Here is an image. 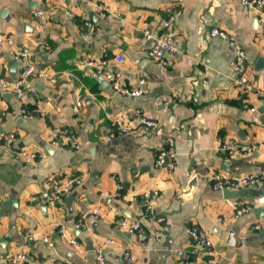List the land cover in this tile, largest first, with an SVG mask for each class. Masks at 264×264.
I'll list each match as a JSON object with an SVG mask.
<instances>
[{"label": "crops", "instance_id": "crops-1", "mask_svg": "<svg viewBox=\"0 0 264 264\" xmlns=\"http://www.w3.org/2000/svg\"><path fill=\"white\" fill-rule=\"evenodd\" d=\"M95 1L109 10L101 15L77 0H0V33H12L19 48L30 47V60L50 73L30 79L45 99L44 117L32 95L19 99L0 88V254L23 251V264H95L94 251L101 247L121 263L128 246L137 260L127 264H264V203L234 215L238 202L255 203L264 196V178L237 190L211 187L217 173L264 175V99L249 93L250 109L234 83L233 45L209 33L212 27L224 29L244 49L247 75L256 85L258 63L264 64V23L258 13L243 0ZM172 2L182 11L175 21L178 52L160 65L148 56L152 41L143 29L162 21ZM36 8L50 11L44 29L32 17ZM67 8L74 20L65 15ZM82 20L96 27L87 40ZM42 38L46 49L39 46ZM85 55L107 58L105 69L120 72L139 94L113 89L104 72L81 63ZM22 64L0 46V79L17 80ZM175 87L181 88L182 100L165 110ZM142 114L157 119V127L138 124ZM115 116L134 129L117 133L111 123ZM55 127L70 129L79 146L50 147ZM225 137L255 143L256 149L228 155L220 151ZM168 139L174 169L154 165ZM21 148L44 153L25 159L15 153ZM73 176L80 181L70 193L54 203L44 200L47 180L60 183ZM147 203L154 220L145 215ZM120 216L139 221L144 234L116 229L114 219ZM60 225L79 247L59 236ZM189 226L208 230L213 254L190 237ZM28 230L46 233L53 245L27 242Z\"/></svg>", "mask_w": 264, "mask_h": 264}, {"label": "built area", "instance_id": "built-area-1", "mask_svg": "<svg viewBox=\"0 0 264 264\" xmlns=\"http://www.w3.org/2000/svg\"><path fill=\"white\" fill-rule=\"evenodd\" d=\"M69 1V0H62ZM77 1H86L91 6L96 7L100 14L103 15L105 11L109 10L108 5L96 3L95 0H77ZM246 4V7L250 10H254L258 13V18L261 22L264 23V17L262 16L264 9V0H243ZM166 16L162 21H158L153 25V29H143V34L147 39L152 41L151 47L148 51L149 58L160 64L168 65L169 60L167 55L176 54L178 52V46L176 37L178 31L175 28V21L182 13L181 6L178 2H172L166 5L163 9ZM65 15L70 19L74 20L75 15L67 8L64 10ZM32 17L38 21L40 28L44 29L47 27L50 18V11L47 8H36L32 12ZM80 27L85 29L83 33V39L87 40L88 37L96 29L95 25L89 20H82L80 22ZM211 36H218L222 39L227 40L231 45H233L235 51V58L233 63V72H234V83L239 88V91L245 95L246 104H250V109H253L251 101L248 99L249 93H254L257 98L264 99V68L259 70V80L258 84L254 85L248 78L247 75V63L245 58L244 49L235 42L229 33L221 28L212 27L210 29ZM0 46L4 47L5 50L16 60L23 62L20 69V75L17 80H6L0 79V88L11 89L13 94L19 98L23 99L27 94L32 95L35 98V103L39 105V112L41 117H44L45 114L41 109L45 99L41 97L35 87L30 83V79L33 77L36 78H48L50 73L48 70L40 68L38 64L30 60L31 48L23 46L21 48L17 47L15 44V38L12 33H0ZM39 46L43 49L48 48V44L45 39L39 41ZM117 62H121L123 57L121 55L115 56ZM81 63L90 67H93L97 72H104L106 79L108 80L111 87L121 93L137 95L139 90H130L127 85L123 82V75L120 72L108 71L105 69L107 58H93L89 55H85ZM182 100L181 88L175 87L168 98L165 100V110L171 103H177ZM78 104H80L78 102ZM248 106V105H246ZM111 123L115 126L117 133L119 134H128L134 127L129 123H125L120 117L115 116L111 118ZM138 124L142 125L147 130L155 129L158 125V120L147 115L142 114L139 117ZM50 140L49 146L52 148L59 146H69L71 148H77L79 143L74 136V133L66 127H55L50 129ZM3 138H7L8 134L1 135ZM256 149L255 143L244 144L241 143L236 138L225 137L220 145V151L228 155H233L236 153H247ZM43 152V151H42ZM42 152H38L35 149L21 148L15 151L16 155L25 159H35L37 156L43 155ZM174 148L172 139H168L164 148L160 149L154 158L155 166L166 165L168 169L175 168V161L173 160ZM171 159V160H170ZM264 178V175H257L254 173H243L237 176H226L221 173L214 174L211 180V187L213 189H242L249 186H257L260 183V180ZM80 177L73 176L67 179L64 182L57 183L54 180H47L45 182V187L48 188L44 200L49 203H54L60 200L65 194L70 193L74 183H78ZM120 186H117V189L114 191V195L119 196ZM37 196H32V199H36ZM264 196L258 197L255 203H245L238 202L235 206L234 215L239 216L242 213L248 212L253 209L255 204H263ZM94 214L98 213L97 209H93ZM145 215L154 220L156 218V213L150 203H147L145 206ZM114 227L123 232H132L137 236H142L144 234V229L141 226L140 222L137 220H131L127 216H120L114 219ZM255 228H259V225H255ZM59 236L66 240L67 243L74 248L80 246L79 241L67 233L64 226L60 225L57 228ZM187 232L192 239L204 247L205 251L209 254L214 253V246L212 240L209 236L207 229L196 228L194 226H189ZM25 239L27 242L39 239L46 243L48 246H52L53 242L49 236L44 233H38L35 230H28L25 233ZM108 243L112 242V239L106 240ZM26 254L23 251H15L9 254H0V263L2 264H23L26 261ZM137 260L136 256L131 252L130 247H124V253L122 256L121 263H115L111 261L105 254L103 248L99 247L94 251V261L95 264H127V262H135ZM65 264H73L66 262Z\"/></svg>", "mask_w": 264, "mask_h": 264}, {"label": "water", "instance_id": "water-1", "mask_svg": "<svg viewBox=\"0 0 264 264\" xmlns=\"http://www.w3.org/2000/svg\"><path fill=\"white\" fill-rule=\"evenodd\" d=\"M258 66L259 68H264V64L261 61H259Z\"/></svg>", "mask_w": 264, "mask_h": 264}]
</instances>
